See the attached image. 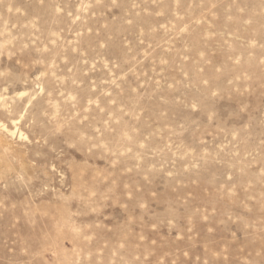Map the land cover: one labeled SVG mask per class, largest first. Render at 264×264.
<instances>
[{"label": "rangeland", "instance_id": "rangeland-1", "mask_svg": "<svg viewBox=\"0 0 264 264\" xmlns=\"http://www.w3.org/2000/svg\"><path fill=\"white\" fill-rule=\"evenodd\" d=\"M0 264H264V0H0Z\"/></svg>", "mask_w": 264, "mask_h": 264}, {"label": "bare ground", "instance_id": "bare-ground-1", "mask_svg": "<svg viewBox=\"0 0 264 264\" xmlns=\"http://www.w3.org/2000/svg\"><path fill=\"white\" fill-rule=\"evenodd\" d=\"M20 94V93H19Z\"/></svg>", "mask_w": 264, "mask_h": 264}]
</instances>
